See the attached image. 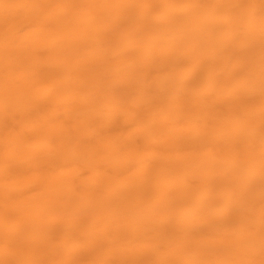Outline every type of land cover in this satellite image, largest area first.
<instances>
[{
    "label": "bare ground",
    "instance_id": "bare-ground-1",
    "mask_svg": "<svg viewBox=\"0 0 264 264\" xmlns=\"http://www.w3.org/2000/svg\"><path fill=\"white\" fill-rule=\"evenodd\" d=\"M39 1L0 0V7L24 8L21 12H8L0 27V84L3 86L0 124L25 101L39 104L45 101L48 108L64 110L67 102L62 98L69 93L72 112L68 121L72 129L61 137L67 133L66 128L56 125V142L46 137L48 126L30 138L6 136L1 142L0 172L8 175L17 160L28 161L31 152L43 145L42 157L55 149L61 150L70 156L74 170L85 166L88 175L81 178L71 173L69 176L82 186V191L63 209L49 208L47 197H57L68 186L64 182L67 174L57 170L54 179L44 183V191L33 196L35 207L25 215L15 212L28 206L25 199H18L17 205L0 208V214L12 212L0 222V229L11 222L18 225L25 222L30 233L42 235L48 232L49 226L45 219L39 221L38 217L47 218L55 213L63 216L57 230L61 226L66 231L79 215L85 216L88 226L97 227L106 225L118 209L120 219L126 221V234L129 232L133 238L136 231L138 236L134 238L137 239L147 236L152 222L158 224L170 214L180 230L187 231L195 225L194 221L207 217L208 212L220 207L226 209L227 201L239 199L246 202L234 208V223L240 230L250 223L260 227L252 241L240 243L241 250L246 251L239 255L238 263L253 264L248 260V253L264 242V115L257 111L250 113L256 103L264 101V0H42L35 9L33 5ZM45 42L41 55L34 57ZM14 49H18V55L12 53ZM169 51L173 55L166 56ZM85 57L89 58L86 65L92 73L90 90L79 81H71L74 73L70 70ZM133 57L140 60L136 83L123 92L118 91L116 85L120 81L131 80ZM54 60L60 61L56 67L50 64ZM191 68H198L196 76L183 81L184 73ZM14 77L19 78L11 82ZM148 83L155 96L142 93ZM184 89L196 95L208 90L216 98L236 93L244 103L222 105L217 111H211L208 101L196 98L191 103L196 108L184 115L179 105ZM255 89H261L259 99H254ZM116 103L128 108L143 106L142 122L149 134L157 128V123L162 124L166 136H175L181 128L178 126H184L209 129L213 136L229 141L238 130L244 143H257L260 147L240 163H234L232 147L215 150L201 145L204 132L200 131L188 132L197 149L182 160L159 157L154 150L157 140L139 146L132 141L125 142L100 160L72 155L79 119L85 120L86 126L92 118L105 123L111 116L110 106ZM36 109L28 110L26 116ZM129 124L133 121L129 120ZM172 124L175 129L170 128ZM23 126L28 124L24 121ZM15 150H20V157L12 160ZM148 162L153 163L149 172L143 169ZM120 164H127L133 174L128 177L126 170L117 172ZM108 167L113 168L112 172L102 171ZM213 173L216 177H212ZM150 177L160 179L157 190L164 189L165 181H173L174 192L165 198L148 194ZM98 179H103V183L96 186ZM17 188L1 183L0 197ZM95 194H100L103 200L95 208L89 205L87 213L82 214L80 203ZM260 197L263 202L257 206L248 202ZM142 209L146 211L139 215ZM249 213L253 216L251 220L246 219ZM190 215L197 219L189 221ZM225 220L211 219L207 228L213 230ZM160 235L161 231L155 233L156 237ZM8 236L6 232L0 234V238ZM224 247L202 246L192 240L177 243L176 264H193L198 258L196 252L201 249L216 255ZM3 253L0 251V255ZM68 254L70 248L66 247L63 255ZM113 260L121 264L130 258L116 253Z\"/></svg>",
    "mask_w": 264,
    "mask_h": 264
},
{
    "label": "rangeland",
    "instance_id": "rangeland-1",
    "mask_svg": "<svg viewBox=\"0 0 264 264\" xmlns=\"http://www.w3.org/2000/svg\"><path fill=\"white\" fill-rule=\"evenodd\" d=\"M42 0L34 6L37 9ZM12 8V10H10ZM149 8V7H148ZM24 8L12 7L5 5L0 7V27L4 24L8 12H21ZM103 29H108L107 23ZM110 41V39L108 40ZM46 46V42L40 47L41 51L33 54L34 57L41 55L42 49ZM18 49L12 52L17 54ZM172 51L166 53V56H171ZM88 57L83 59V62L74 66L70 72L74 73L71 81H79L87 85L90 90L92 76L88 70L86 63ZM243 57L241 58V60ZM133 67L131 69V80L120 81L116 87L118 91L123 92L136 83V74L139 69L140 60L137 57L132 59ZM60 63L59 60H54L50 64L56 67ZM198 72V68H191L186 71L182 77L183 81L194 79ZM19 77H14L10 81H17ZM58 84V86H60ZM3 92V86L0 84V93ZM254 99H259L261 89H255ZM142 93L146 96H155L156 93L150 83L142 88ZM26 94V93H22ZM196 95L193 91L184 89L179 96V105L183 108L182 113L189 115L195 109L191 103L200 98L201 101H208V108L211 111H217L222 105L233 106L243 105L244 100L236 93H227L220 98L212 97L211 91H203ZM9 96H13L9 94ZM12 97H9L11 99ZM71 95L64 94L62 100L67 102V107L64 110H59L57 107L48 108L45 101L37 102L25 101L14 110V114L7 118L5 123H1L0 127V151L3 149L1 142L6 136L17 138H30L34 133L44 126H48L46 137L51 142L58 141L57 133L55 131L56 125L65 126L67 133H62L61 137L66 136L71 131L72 127L68 121V117L72 112L70 105ZM45 105V106H44ZM81 104L80 106H83ZM37 107L38 109L30 111V115L26 116L28 110ZM202 107V106H199ZM110 118L107 122L101 123L98 119L92 118L90 124L86 126V121L79 119L77 122L79 133L74 141L75 147L73 154L87 155L90 160L98 159L108 155L113 149L125 145V142L132 141L138 146L149 141H156L155 152L159 157L182 160L189 156L197 149V143L194 141L190 133L203 131L204 137L201 140V145H206L215 150H221L224 147L233 148V162L240 163L241 160L248 154L255 152L258 147L257 143H244L242 141L241 133H238L229 141H224L222 137H216L211 134L209 129L191 128L178 126L177 134L174 136H166L162 130V124L157 123V127L152 134L147 133L148 127L142 122L144 107L131 106L130 108L116 103L110 106ZM257 111L264 115V101L256 103L255 107L250 110V113ZM27 112V113H26ZM129 120L133 124H129ZM28 126H23V122ZM171 129H175V124L170 125ZM167 133V132H166ZM188 134V136H186ZM43 145L31 152L30 159L26 162L20 163L17 160L20 150H15L12 154V160H17L13 165L8 175L0 172L1 183L8 187L19 186V188L10 191L5 197H0V208L8 204L17 205L18 199H25L28 206L17 208L15 210L18 214H24L35 207L36 204L33 196L44 191V183L54 179L57 170H62L67 174L64 182L68 183L67 188L58 192V196L49 195L46 199L50 207L63 209L67 204L73 203L75 197L82 191V186L70 177L71 173L83 178L88 175L87 167L81 166L73 169L70 161V156L64 154L61 150L55 149L42 157L44 152ZM222 153V152H221ZM152 162H148L143 166L144 170L148 172L152 169ZM113 168H102V171L112 172ZM126 170V171H125ZM116 171H125V174L130 177L133 173L128 169L127 164H120ZM216 177V173L212 174ZM252 177V176H251ZM103 179H98L95 185H101ZM173 181H165V187L162 190H157L160 179L150 177L147 179V185L150 187V193L157 197H168L174 192ZM161 184V183H160ZM192 184V182H189ZM127 184H123L126 188ZM103 200L100 194H95L91 199H87L80 203V211L82 214L87 213L89 205L93 208ZM167 201V200H166ZM135 202V201H134ZM138 202H141L140 200ZM244 202L239 199H232L227 201L226 209L217 208L206 214L207 217L197 219L194 215L188 217L189 221L197 219L195 225L187 231L180 230L179 226L173 220L172 215L166 217L163 221L156 224L152 222L148 226V234L145 237L138 236L136 231H133V238L129 237V232H125L126 221L120 219L118 209H115L114 217L108 219L106 225H99L97 227L88 226L85 223V216L79 215L74 217L72 223L63 231L61 226L57 230L63 218L62 213L52 214L50 217H38L39 221L45 219L49 226L48 232H43L42 235L30 233L29 226L23 222L22 225L17 223H8L7 226L0 229V234L6 232L9 236L0 238V251L4 253L0 255V264H116L114 258L116 253L129 256L130 260L121 264H176L177 257L175 255L177 243L194 241L198 245H224V249L216 252V255H210L208 251L199 250L196 252L197 260L193 264H239L238 257L246 251L240 248L241 241H252L254 235L259 231V225L250 223L242 226L241 230L233 221V212L235 207H242ZM253 206H257L263 202L262 197L255 200L248 201ZM146 210L138 211L139 215H144ZM12 212H2L0 214V222L9 217ZM226 219L223 225H216L215 229L209 230L208 224L211 219ZM252 214H246V219L251 220ZM152 220H150L151 222ZM85 223V225H82ZM119 230H118V229ZM161 231L162 235L156 237L155 233ZM240 231V232H239ZM68 232L70 235H66ZM65 236V238H64ZM194 239V240H193ZM70 248V254L64 256V248ZM105 251H104V250ZM155 254V257L151 258ZM141 258V259H140ZM248 260L253 264H264V242L260 244L257 249L251 250L248 253Z\"/></svg>",
    "mask_w": 264,
    "mask_h": 264
}]
</instances>
